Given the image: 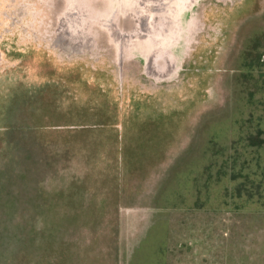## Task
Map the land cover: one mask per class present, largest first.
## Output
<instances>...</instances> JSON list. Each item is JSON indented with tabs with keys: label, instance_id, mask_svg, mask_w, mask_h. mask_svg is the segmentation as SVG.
<instances>
[{
	"label": "rangeland",
	"instance_id": "rangeland-1",
	"mask_svg": "<svg viewBox=\"0 0 264 264\" xmlns=\"http://www.w3.org/2000/svg\"><path fill=\"white\" fill-rule=\"evenodd\" d=\"M45 12L0 0V264H137L157 230V264H264L258 196L196 167L221 164L250 88L264 99V0L222 28L211 14L209 51L171 87L120 79L107 54L59 60Z\"/></svg>",
	"mask_w": 264,
	"mask_h": 264
},
{
	"label": "water",
	"instance_id": "water-1",
	"mask_svg": "<svg viewBox=\"0 0 264 264\" xmlns=\"http://www.w3.org/2000/svg\"><path fill=\"white\" fill-rule=\"evenodd\" d=\"M41 1L48 26L54 28L49 41L59 60L103 63L98 58L107 54L120 79L125 71L124 77L139 76L150 87L179 83L188 73L186 67L196 65V52L202 46L209 51L204 39L213 22L222 28L226 10L237 15L245 4V0Z\"/></svg>",
	"mask_w": 264,
	"mask_h": 264
},
{
	"label": "trees",
	"instance_id": "trees-1",
	"mask_svg": "<svg viewBox=\"0 0 264 264\" xmlns=\"http://www.w3.org/2000/svg\"><path fill=\"white\" fill-rule=\"evenodd\" d=\"M253 87H259L264 91V78L259 82H254ZM256 104L258 107L261 106L259 108L260 113H257V109L251 108L253 105L256 106ZM256 104L254 102V93L252 92V88H250L246 102L248 112L233 111L231 129L229 132L227 129V133L225 131L223 138H221V141H224L220 145V153L224 157L221 164H218L215 158L211 162L205 160L203 163L197 164L196 167L200 169L198 172L202 173L203 177L217 167L216 171L219 178L228 177V180L233 183L230 198L241 197L244 193L248 199L252 200L256 194L260 207L264 209V194L261 193L262 191L264 192V159L261 160L258 157H254V152H252L253 148L258 149L264 145V138H262L264 136V99H260ZM215 139L214 137L211 140L214 148L216 140H218ZM195 180L193 178L194 184ZM197 191H200V189L198 188ZM160 232L162 231H152L142 241L139 250L140 256L135 257L137 264L158 263L159 248L157 244L162 240V237L160 239L162 234Z\"/></svg>",
	"mask_w": 264,
	"mask_h": 264
},
{
	"label": "flooded vegetation",
	"instance_id": "flooded-vegetation-1",
	"mask_svg": "<svg viewBox=\"0 0 264 264\" xmlns=\"http://www.w3.org/2000/svg\"><path fill=\"white\" fill-rule=\"evenodd\" d=\"M202 51H204V52L206 51V47H205V46H202L197 52L200 53V52H202ZM196 58H197V56H196Z\"/></svg>",
	"mask_w": 264,
	"mask_h": 264
}]
</instances>
